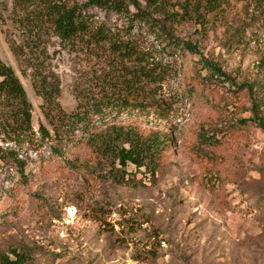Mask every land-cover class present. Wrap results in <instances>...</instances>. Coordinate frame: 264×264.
Segmentation results:
<instances>
[{
	"label": "rangeland",
	"instance_id": "374dc122",
	"mask_svg": "<svg viewBox=\"0 0 264 264\" xmlns=\"http://www.w3.org/2000/svg\"><path fill=\"white\" fill-rule=\"evenodd\" d=\"M41 1L0 0V57L32 104V132L14 140L0 133V257L15 250L29 264H264V128L251 110L253 99L264 124V0H232L227 24L202 37L176 27L205 57L213 53L234 84L199 55L167 48L157 53L171 68L162 117L110 107L90 116L87 130L62 126L56 136L32 88L33 64L57 75L59 103L71 112L95 59L65 47L44 20L32 41L27 25ZM90 11L115 23L114 14ZM40 123L52 138L42 137ZM112 123L164 135L150 156L154 175L132 165L128 181L107 174L116 160L89 136Z\"/></svg>",
	"mask_w": 264,
	"mask_h": 264
},
{
	"label": "trees",
	"instance_id": "16d2710c",
	"mask_svg": "<svg viewBox=\"0 0 264 264\" xmlns=\"http://www.w3.org/2000/svg\"><path fill=\"white\" fill-rule=\"evenodd\" d=\"M232 0H42L37 6L34 23L27 25L32 41L40 36L41 20L48 22L52 32L65 47L82 52L95 59L94 71L89 73V89L74 91L76 105L66 112L59 103L60 82L55 73L36 61L32 67V88L42 99L41 110L51 125L54 136L66 126L71 132L78 126L87 130L92 115L102 114L106 108L117 113L137 111L162 117L169 105L160 94L162 85L171 74L157 53L168 50L174 54L187 51L199 55L203 67L234 84L233 78L223 71L213 58L205 57L198 43L177 33L178 26L194 27L201 37L227 24V9ZM97 8L105 15L114 14L115 23L100 20L90 11ZM119 20V21H118ZM43 22V23H44ZM136 27V31H134ZM148 37V39H147ZM149 37H152L149 39ZM28 43V52H33ZM12 51L18 55L11 47ZM23 52V51H22ZM25 54V53H24ZM23 54V55H24ZM34 56V55H33ZM37 60V57L33 58ZM249 93L252 86L245 83ZM252 119L264 128L259 103L252 99ZM89 129V128H88ZM32 132V104L14 69L0 57V133L9 140ZM43 138H52L50 131L39 124ZM89 140L116 160L107 170L113 181L129 180L127 166L135 170L148 168L154 175L155 165L150 156L165 142L164 135H142L134 128L116 123L106 124L89 136ZM120 141L127 145L119 146ZM148 159L149 162L146 160ZM152 165V167H151ZM132 185H135L133 183ZM1 255L4 264H29L25 252L12 251Z\"/></svg>",
	"mask_w": 264,
	"mask_h": 264
}]
</instances>
